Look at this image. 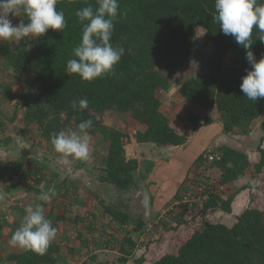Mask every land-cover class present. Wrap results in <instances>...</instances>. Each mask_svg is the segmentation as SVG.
<instances>
[{
	"label": "trees",
	"instance_id": "16d2710c",
	"mask_svg": "<svg viewBox=\"0 0 264 264\" xmlns=\"http://www.w3.org/2000/svg\"><path fill=\"white\" fill-rule=\"evenodd\" d=\"M118 3L119 12L124 14H118L113 21L111 42L113 46H122L125 53L111 73L85 81L78 74L66 72L67 61L75 58L73 49L82 35L83 25L75 12L87 6L96 8V0H57L56 8L64 12L67 26L62 30L49 29L31 42L25 38L16 47L5 42L2 57L17 78L14 85L25 81L26 73L33 78L28 88L35 89L37 94L13 93L14 85L4 92L5 96L11 94L17 106L24 107L25 122L34 124L41 136L51 141L52 133L75 131L80 122L92 120L88 134L101 132L110 140L106 180L126 191L135 185L138 162L125 157L130 136L106 126L105 118L119 113L142 126L143 131L136 135L139 143L185 144L188 134L180 135L171 126L169 118L161 112L158 93L168 90L173 85V75L197 59V27L204 29L206 42L214 46V51L207 60V73L191 75L179 84L182 97L194 104L216 106L224 132L233 135H249L253 131L264 113V98L252 101L242 93V78L251 66L246 50L234 37L223 34L213 21L215 0H118ZM19 12L26 23L27 17ZM257 35L254 29L251 50L259 60L264 56V43ZM229 55L233 56L231 67L226 66ZM81 98L88 100V107L74 110L71 102ZM191 118L193 121L197 117ZM218 153L220 159L212 161L211 166L222 172L220 185L241 181L246 178V170H251L253 175L244 189L258 188L256 175L264 173V150L256 164L250 162L247 154L229 147L218 149ZM205 193L207 197L198 205L196 218L187 221L180 215L167 235L148 244L149 250L138 264H264V211L248 209L232 224L211 221L207 216L215 209L231 212L234 196L239 192L225 200L209 185ZM111 212L125 222L122 215ZM58 220L53 217L52 225ZM59 252V245L52 241L43 254L24 249L7 260L11 264H57Z\"/></svg>",
	"mask_w": 264,
	"mask_h": 264
},
{
	"label": "crops",
	"instance_id": "0c3cea01",
	"mask_svg": "<svg viewBox=\"0 0 264 264\" xmlns=\"http://www.w3.org/2000/svg\"><path fill=\"white\" fill-rule=\"evenodd\" d=\"M10 17L13 21L22 19L19 11L17 16L10 14ZM5 42L14 45L9 39L3 43L0 40V67L12 72L2 57ZM11 85L14 84H6V88L0 90V264H11L7 258L24 251L13 246L10 240L26 209L37 203L44 205L47 219H59L54 225L57 236L53 240L60 247L57 264H138L149 250L148 244L155 242L161 233L167 235L168 229L176 226L180 215L187 219L190 214L188 220L192 219L195 213L192 210L198 209L194 204L200 205L207 197L205 191L209 185L218 191L222 188L215 181L220 179L221 170L211 166L212 163L206 168L201 165L204 154L229 147L250 157L254 150L248 139L259 133L257 124L249 135L226 134L216 106L186 101L178 84L158 95L162 102L161 112L169 118L171 126L180 135L188 134L183 145L139 143L136 135L143 131L142 126L123 114L107 115L106 126L115 122V129L130 136L125 157L138 162L136 172L150 196V223L146 226L141 203L134 191L136 185L120 191L106 180L110 140L101 132L89 134V159L69 157L70 163L64 164L51 141L43 138L34 124L25 122L24 107L17 106L11 94L4 95ZM15 87L19 90L24 85L15 84ZM194 115L197 118L192 121ZM258 122L263 126L264 120ZM246 180L247 176L235 185L240 186ZM47 190L55 192V196L46 203L39 201L41 192ZM251 192L252 189H243L235 194L231 212L224 214L226 217L236 216L230 224L236 222L252 203ZM226 195L231 194L227 192ZM185 198L191 202L182 203ZM111 211L123 216L125 222L115 218ZM209 215L208 220L222 221ZM142 248L146 249L145 253L136 256L135 252Z\"/></svg>",
	"mask_w": 264,
	"mask_h": 264
},
{
	"label": "clouds",
	"instance_id": "9594fccd",
	"mask_svg": "<svg viewBox=\"0 0 264 264\" xmlns=\"http://www.w3.org/2000/svg\"><path fill=\"white\" fill-rule=\"evenodd\" d=\"M97 7H83L75 12L82 23V35L78 46L73 49L75 58L69 59L66 72L78 74L85 81H92L111 73L125 53L122 46H113L111 37L114 19L119 12L118 0H96ZM57 0H0V40H23L26 37H41L49 29L62 30L66 20L62 10L56 8ZM22 11L27 22L13 24L10 14L17 16ZM213 21L218 23L223 34L234 37L236 43L246 50V59L250 64L247 75L242 78L240 89L249 100L264 98V56L259 60L251 50L252 35L257 31V39L264 43V0H215ZM71 107L86 109L88 100H73ZM92 120L82 121L78 130L60 131L51 134V143L55 152L61 154L62 162L69 164L74 160H88L90 144L88 129ZM71 172V169H69ZM55 192H41L39 201L48 202ZM57 236L54 227L45 216L42 203L26 209L19 227L11 237L10 243L22 249L43 254Z\"/></svg>",
	"mask_w": 264,
	"mask_h": 264
},
{
	"label": "rangeland",
	"instance_id": "374dc122",
	"mask_svg": "<svg viewBox=\"0 0 264 264\" xmlns=\"http://www.w3.org/2000/svg\"><path fill=\"white\" fill-rule=\"evenodd\" d=\"M11 20L12 18L9 17ZM13 24H19L22 22V19L19 20V18L16 19V21H13ZM196 33H197V39H198V46H197V53H198V57L195 61H192L191 63H189L185 68H183L182 71L180 72H176L174 75H173V85H177L180 86L179 84H181L182 80L186 77H189L191 75L193 76H197V75H200V74H205L209 71V68H208V65H207V60H209L211 58V56L213 55V51H214V46L211 44V43H207L206 42V39H205V31L204 29L200 28V27H197L196 28ZM28 39L29 42H31L34 37L30 36V37H26ZM25 39V38H24ZM11 42L13 41L14 43V47L18 46L17 44H19L21 42V40H15V39H9ZM5 40H2V43L4 42ZM12 46V47H13ZM2 63V61H1ZM226 66L227 67H231L233 66V56L232 55H229L228 58L226 59ZM0 86H1V91H3L6 87V84H14L16 81H17V78L16 76L13 74V72H10V71H7L4 70V68H2V66L0 67ZM23 79L26 81H23L21 84H18V85H24V88L21 87V89L17 90V87H15V85L13 87L15 92H18V91H23V92H26V91H29V92H32V94H37L36 90L35 89H31L30 87L27 88L29 86V83L32 82L33 78L30 74H24L23 76ZM25 83V84H23ZM32 84V83H31ZM32 87V86H31ZM20 88V87H19ZM22 88L24 90H22ZM1 93V92H0ZM17 105V104H16ZM0 107H2V103H0ZM25 112V111H23ZM115 119V118H114ZM262 120H264V113L263 115L261 116ZM259 119V120H260ZM263 122V121H262ZM258 124V125H257ZM257 126H259V133H256V135H254L253 137H251L249 140V143L251 144L252 146V149L254 150L251 155H250V162H260L261 160V156H262V153H261V150H264V128L262 126V123L260 124V122L256 123ZM116 127L115 126V122L114 123H110V127ZM246 176H247V180L248 182H250L251 180V177L253 175V172L251 170H246ZM256 175V174H255ZM218 176V175H216ZM221 178V177H220ZM259 180H258V179ZM246 181H243L240 186H236L235 185V182L233 183V185H226V186H222L220 185L219 183V180L216 179L215 181H218V184L222 187H219L218 189H220L219 194L221 196H223V198L226 200L227 199V192H228V195L231 194L233 195V193L236 191H242L246 185ZM257 180V181H256ZM256 189H253L252 192L250 193L251 194V204L250 206H248L247 209H244L243 211H247L248 209H254V210H258V211H264V192H262V189L264 187V173L262 174H257L256 175ZM253 183V181H252ZM218 184H214V185H218ZM232 186V188H231ZM235 188H237L238 190H236ZM260 188V189H259ZM235 189V190H234ZM244 191H247V190H244ZM254 191V192H253ZM238 194V193H237ZM247 195V194H246ZM245 195V197H246ZM243 201H241V204H242ZM246 204H247V201H246ZM199 204H194L195 208L198 206ZM194 208V209H195ZM199 208V207H198ZM199 210V209H197ZM193 212H195L193 215H192V219L190 220H193L194 218H196V215L198 213V211L196 210H192ZM192 212V213H193ZM243 212V213H244ZM242 213V214H243ZM210 214V215H209ZM225 212L224 211H221V210H214V211H211L208 213L209 216L211 217H214L216 218L217 220H222V221H225V222H233V220L236 218V216H233V217H226L224 216ZM241 216V214H240ZM238 216V217H240ZM237 217V218H238ZM188 218H191L190 217V214L188 216ZM188 218L185 219L188 221ZM235 222V221H234ZM190 225H193V223H191ZM189 226V225H188ZM190 227V226H189ZM161 236H163V234L161 233ZM156 240L158 239V236H156L155 238ZM145 248H142V249H139L137 250V253L135 252V255L140 257L142 256V254L145 253Z\"/></svg>",
	"mask_w": 264,
	"mask_h": 264
},
{
	"label": "water",
	"instance_id": "95a60500",
	"mask_svg": "<svg viewBox=\"0 0 264 264\" xmlns=\"http://www.w3.org/2000/svg\"><path fill=\"white\" fill-rule=\"evenodd\" d=\"M134 182L136 185V189L134 190L135 195L141 203L140 207H141L142 219L145 225L147 226L150 223V207H151L149 192L146 185L141 181L138 172L134 173ZM136 197L135 198L131 197V198L137 199Z\"/></svg>",
	"mask_w": 264,
	"mask_h": 264
},
{
	"label": "built area",
	"instance_id": "2783aa9c",
	"mask_svg": "<svg viewBox=\"0 0 264 264\" xmlns=\"http://www.w3.org/2000/svg\"><path fill=\"white\" fill-rule=\"evenodd\" d=\"M220 159V153L214 152V150H209L206 154L203 156V166L206 168L208 167L212 161L219 160ZM206 197H204L205 199ZM191 202L190 199L185 198V200L182 201V203H189Z\"/></svg>",
	"mask_w": 264,
	"mask_h": 264
}]
</instances>
